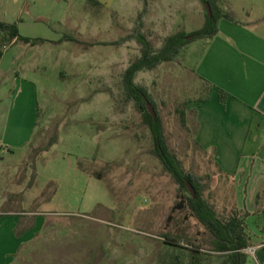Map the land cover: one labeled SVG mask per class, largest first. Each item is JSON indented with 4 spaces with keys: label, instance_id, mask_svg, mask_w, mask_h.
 <instances>
[{
    "label": "rangeland",
    "instance_id": "374dc122",
    "mask_svg": "<svg viewBox=\"0 0 264 264\" xmlns=\"http://www.w3.org/2000/svg\"><path fill=\"white\" fill-rule=\"evenodd\" d=\"M5 1L11 16L0 20L45 41L10 49L21 84L0 79V87L33 89L39 104L34 136L9 160L2 181V190L17 199L13 209L37 213L43 226L13 264H164L173 254L189 261L194 251L219 262L211 237L189 211L173 212L183 193L156 156L144 114L127 100L123 82L141 57L134 38L139 26L159 50L168 37L204 27L201 0ZM222 2L264 27V0ZM203 43L190 44L175 63L138 73L135 82L157 105L171 151L186 172L204 179L205 197L228 216L234 182L220 174L213 154L194 145L195 112L209 88L194 71ZM10 45L0 38V49ZM185 103L187 129L178 114ZM167 236L175 242L165 243Z\"/></svg>",
    "mask_w": 264,
    "mask_h": 264
},
{
    "label": "crops",
    "instance_id": "0c3cea01",
    "mask_svg": "<svg viewBox=\"0 0 264 264\" xmlns=\"http://www.w3.org/2000/svg\"><path fill=\"white\" fill-rule=\"evenodd\" d=\"M9 9L10 3L0 0V14L11 16ZM234 13L244 25L221 21L215 38L200 40L204 45L194 71L212 87L209 101L195 112V140L213 154L220 174L234 182V210L249 214L246 264H264V27ZM18 44L14 41L0 49V79L3 74L21 84L13 68L17 55L10 50ZM220 90L231 95L225 104L219 99ZM38 108L33 89L26 93L0 87V264H13L43 228L35 219L37 213L15 211L17 199L11 190H2L9 160L34 136Z\"/></svg>",
    "mask_w": 264,
    "mask_h": 264
},
{
    "label": "trees",
    "instance_id": "16d2710c",
    "mask_svg": "<svg viewBox=\"0 0 264 264\" xmlns=\"http://www.w3.org/2000/svg\"><path fill=\"white\" fill-rule=\"evenodd\" d=\"M90 1L101 6L96 0ZM201 2L206 10L204 27L193 33L188 34L180 31L168 37L159 50H156L153 44L142 34V25L139 26L134 38L142 48L141 57L125 71L123 82L127 100L134 101L144 114V124L151 131L156 156L179 186L181 193H183L180 204L178 203L173 208V212L179 209L189 211L191 217L196 219L211 237L210 243L213 246V251L220 258L219 262L213 263L207 254L201 251H194L189 254V261H186L180 254H173L164 264H246L248 255L245 253V250L250 248L251 245L246 224L249 214L244 211L233 210L228 216H224L217 211L215 205L205 197L207 185L204 179L186 172L180 160L171 151L165 136L163 121L152 96L147 89L137 85L135 82L140 72L153 71L162 64L175 63L182 51L193 42L215 38L219 33L221 21L244 25V23L237 19L234 11L224 9L222 0H201ZM207 4L211 7L212 17L208 15ZM0 38H3L8 44H12L14 41L26 45L45 43L43 40H33L22 36L17 24H8L2 21H0ZM69 40L74 41L73 38H69ZM203 81L209 88L206 99L201 101L200 104L209 101L212 87L209 82ZM230 97V94L220 90L219 99L223 104ZM147 103H151L154 106L157 114L156 120H154L148 111ZM178 114L181 124L187 129V103L184 104L183 108L178 110ZM57 140V137L53 139L45 151L48 152L57 143ZM194 145L204 151L196 140H194ZM188 183L196 191V198L189 192ZM173 219L174 217L170 215L168 221L172 222ZM166 241L165 243L175 242L170 240L169 236H167ZM171 245L176 246L174 244Z\"/></svg>",
    "mask_w": 264,
    "mask_h": 264
},
{
    "label": "water",
    "instance_id": "95a60500",
    "mask_svg": "<svg viewBox=\"0 0 264 264\" xmlns=\"http://www.w3.org/2000/svg\"><path fill=\"white\" fill-rule=\"evenodd\" d=\"M206 8H207L208 15L210 17H212V10H211V7L209 6V4L206 5ZM147 108H148V111L150 112V114L153 116L154 120H156L157 115H156V111H155L154 106L151 103H147ZM187 186H188L189 192L192 194V196L194 198H196V191L194 190L193 186L189 183L187 184Z\"/></svg>",
    "mask_w": 264,
    "mask_h": 264
}]
</instances>
